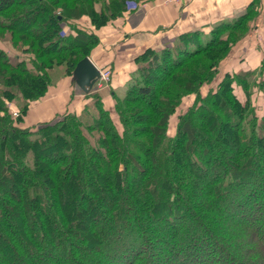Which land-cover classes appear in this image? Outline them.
Here are the masks:
<instances>
[{
    "label": "trees",
    "instance_id": "1",
    "mask_svg": "<svg viewBox=\"0 0 264 264\" xmlns=\"http://www.w3.org/2000/svg\"><path fill=\"white\" fill-rule=\"evenodd\" d=\"M141 1L0 0V264H264V61L200 94L254 29L255 0L206 42L142 51L112 109L95 95L23 126L56 69L72 76L98 45L80 20L101 28Z\"/></svg>",
    "mask_w": 264,
    "mask_h": 264
},
{
    "label": "crops",
    "instance_id": "2",
    "mask_svg": "<svg viewBox=\"0 0 264 264\" xmlns=\"http://www.w3.org/2000/svg\"><path fill=\"white\" fill-rule=\"evenodd\" d=\"M252 1L189 0L176 4L166 3L165 0H145L138 4L130 3L122 18L97 29L83 17L79 23L94 31L100 40L89 57L98 69L106 67L112 70L111 84L84 92L75 84L72 76L61 73L47 93L29 107L23 126L50 122L66 112L81 113L95 95L102 97L105 108L112 109V93L126 88L128 79L136 70L135 58L142 51L147 48L159 50L179 35L197 30L202 41L208 40L218 22L233 21L246 11ZM255 3L259 7L257 23L252 32L220 63L223 75L227 71L256 69L264 61V0H255ZM261 78L264 81V73ZM253 99L264 112V87L254 92Z\"/></svg>",
    "mask_w": 264,
    "mask_h": 264
},
{
    "label": "rangeland",
    "instance_id": "3",
    "mask_svg": "<svg viewBox=\"0 0 264 264\" xmlns=\"http://www.w3.org/2000/svg\"><path fill=\"white\" fill-rule=\"evenodd\" d=\"M203 42H206V40H204ZM1 44V43H0ZM3 44V43H2ZM5 44V45H4ZM3 46H5L10 54V56L13 58V55L16 54V50L9 44V43H5L4 42ZM62 73V70L60 68L56 69V72L55 74L52 75V80H56V78ZM224 73V70L222 71V66H220V74H218V76L216 77L217 79H215L216 81H213L212 84H204L201 88H200V94L202 95H206V92L207 90L213 85H216L217 82L222 78V75ZM96 85L91 89V90H95L96 89ZM126 89V88H125ZM125 89L124 90H121V92L119 91L118 95H123L124 92H125ZM95 95V94H94ZM187 97V96H186ZM196 95L194 94H189V96L187 98H185V101H183V103L177 108L178 110L176 111V113L172 116V120L170 122V127H169V134L172 135L175 131H176V122H177V116H178V113H181V111L183 110H186V108L188 107L189 104L193 103L194 99H195ZM15 105V104H14ZM12 105V113L15 115V111L14 110H17L15 109ZM223 211L220 213V215H223ZM213 222H215L214 224H212L215 228L216 231L220 230L222 228V222H220V220L218 219H215ZM224 232V231H223ZM230 233V232H229ZM157 253V252H156ZM160 256H158V253L155 255V260L154 264H156V260L159 259Z\"/></svg>",
    "mask_w": 264,
    "mask_h": 264
},
{
    "label": "water",
    "instance_id": "4",
    "mask_svg": "<svg viewBox=\"0 0 264 264\" xmlns=\"http://www.w3.org/2000/svg\"><path fill=\"white\" fill-rule=\"evenodd\" d=\"M73 70L72 79L84 92H89L100 76V69L97 68L89 56H85L80 60Z\"/></svg>",
    "mask_w": 264,
    "mask_h": 264
},
{
    "label": "built area",
    "instance_id": "5",
    "mask_svg": "<svg viewBox=\"0 0 264 264\" xmlns=\"http://www.w3.org/2000/svg\"><path fill=\"white\" fill-rule=\"evenodd\" d=\"M187 1L189 0H165L166 3L171 2V3H176V4H182ZM99 69H100V76L95 82V85L97 86V88L110 85L111 84L110 82L113 77L112 70L106 67L99 68Z\"/></svg>",
    "mask_w": 264,
    "mask_h": 264
}]
</instances>
